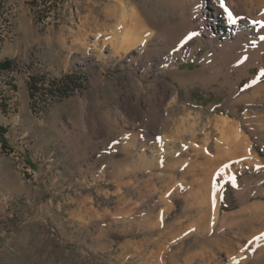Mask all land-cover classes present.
<instances>
[{"label": "rangeland", "instance_id": "obj_1", "mask_svg": "<svg viewBox=\"0 0 264 264\" xmlns=\"http://www.w3.org/2000/svg\"><path fill=\"white\" fill-rule=\"evenodd\" d=\"M176 2L181 0H123L127 29L147 37L151 52L139 56L141 45L122 56L106 43L121 15L117 0H50L48 10L44 0H0V35L7 28L14 33V39L5 34L0 47V63L14 61L13 70L0 72V126L6 129L0 137V264H240L247 260L246 251L252 259L258 252L264 256V216L237 215L243 208L264 205V121L259 118L264 98L235 103L253 90L248 86L252 76L239 81L220 75L207 85H185L169 74L159 75L171 42L159 35L158 27L168 35L180 23ZM109 7L115 12L109 14ZM211 54L206 37L197 36L182 46L175 70L193 75ZM37 76L43 79L40 93L67 78L75 80L74 92L66 99L48 92L44 108L33 105L30 82ZM258 78V85L264 84V76ZM151 111L159 116L155 124L147 117ZM169 116L171 127L160 137H169L170 152L182 150L175 158L185 164L162 160L164 166L177 164L173 170L179 173L142 168L141 159L152 162L158 146H135L130 137L138 140L146 127L157 132L163 125L159 120ZM221 116L239 124L250 138L260 168L213 161L225 146L223 139L238 134L235 127L218 132L214 122ZM189 123L199 136L183 141L178 133L186 135ZM128 146L134 160L124 163ZM199 150L212 160L199 159ZM210 182L221 185L220 221L227 219L228 226L219 224L209 239L226 229L236 236L233 232L240 234V228L250 225L258 234L235 241L239 248L234 250L230 240L222 243V251L203 248L204 240H196L211 226L202 206ZM166 205L171 210L160 225Z\"/></svg>", "mask_w": 264, "mask_h": 264}, {"label": "bare ground", "instance_id": "obj_2", "mask_svg": "<svg viewBox=\"0 0 264 264\" xmlns=\"http://www.w3.org/2000/svg\"><path fill=\"white\" fill-rule=\"evenodd\" d=\"M207 2L208 0H181V2H176L175 6L178 9L180 8L179 14L181 17V21L174 28L170 29L168 35H167L168 30L165 27L163 26L160 27L157 24L158 19L154 21V23L159 26V27L157 26L159 28V35L163 36V39L165 38L169 39L171 42L170 43L171 46L169 47L170 52L164 54V56L161 59V62H160L161 69H160L159 75L162 76V75L169 74L178 83L185 84V85L186 84L190 85L194 83H201V84L207 85L209 82H212V81L215 82L217 77L220 75L223 76L225 80L237 79L239 81H241L245 77L252 76L251 81L248 83L249 84L248 86L253 87V90L251 92L250 91L246 92L245 95L235 100V103H238V102L252 103L253 101L254 102L261 101L264 98V84L258 85V81H259L258 76H264V0H211L212 5L210 4V2H209L210 5H206ZM222 2L224 4V7L221 6ZM117 4L119 8H122L121 15H120V11L118 10L116 14L120 15V17H118V21L111 28V32H110L111 39L108 40L106 43H109L110 45L112 44L115 54H121L122 56L124 55L126 56L128 54L136 52V49L142 45L141 48L138 49V54L139 56H147L151 52L150 50H148V47H146L147 37L138 38V36L130 32L132 31L130 28H129L130 31L127 29L126 20L128 18L127 15H129L128 10H127L128 8H126L127 6L123 4V0H117ZM114 7H109V14L115 12ZM225 7L228 9L227 12L225 11ZM228 12H231L232 16L236 19L237 22L235 24H232L230 22L229 17H228ZM145 19H146V16H145ZM149 19L150 17H147L146 20H149ZM226 31H228V33ZM197 36L206 37L207 44L210 45L211 47L212 54L210 56L209 63L203 66L200 70L196 71L193 75L180 74L175 70V65H176L175 62L177 58L179 57L182 58V46L185 43H189L191 39ZM131 60H133V58H131ZM256 68L259 69L258 73L256 75H251L252 70H255ZM135 85L137 84H134V86ZM166 95L168 94L166 93ZM138 103H136V105ZM136 110H141V109H136ZM102 115H104V113ZM130 117H131V114H130ZM147 117H148V120L152 122V124H155L158 121L159 116H157L156 113L151 111L147 113ZM170 118H171L170 116L166 119L162 117L159 120L160 122L163 123V125H161L160 127L158 126V128L155 129V131L157 132L152 133L151 132L152 129L150 131H147L149 128L146 127V129L144 130L142 129L137 134L138 140L135 139V137L134 139L130 137L129 142H131L135 146H140L143 148L145 147V144L155 145V147L158 146L159 152H157V154L159 156L156 155V158L154 157L152 162H150L149 159L148 160L141 159L142 168H146L150 170L162 168L165 170V172L166 170L168 172V171H171L172 169L174 173L175 172L179 173L178 171L173 170L175 169L174 167L177 164H174L173 166H171L170 164H168V166L167 165L164 166L162 160L163 159L169 160L167 162H170V160H174L177 163H181L182 165L185 164L184 162L183 163L180 162L179 157L175 158V156L182 154V150L180 151L176 150L175 152H170V148H169L170 144L168 141L169 137L167 136H164L162 138L160 137L161 134L164 133V130H167L169 127H171L172 122ZM259 118H260V121H264V116L260 115ZM184 120H186V118L183 119V121ZM110 122L113 123V120L110 119ZM188 126H189V129L185 128L186 135H183L181 132H179L178 133L179 138H183L182 139L183 141L197 140L199 136L196 131L197 127L195 126L194 123ZM214 127L221 134H224L227 130H231L235 127L236 131H238V134H236L234 139L230 141L223 139V143L225 146L223 145L224 148L219 149L220 153L218 154L216 158L214 157L215 159L213 161L223 162L222 161L223 159L224 162H228V161L233 160L235 161V163L240 162L241 165L244 164L245 166H248L250 168H256V169L262 166L261 165L262 161L252 150V144H251V141L249 140L250 138L245 136L244 135L245 133L243 134V131H240L239 124H236L230 118L221 116V118H217L215 120ZM180 128L181 127H179V129ZM204 128H202L200 132L204 131ZM113 138H114V143H117L116 138L115 137ZM132 144H129V146L133 147ZM129 146L126 147L124 150L125 153L127 154V156L124 159V163H131L130 161L134 158V156L132 155V152H130L129 150L130 149ZM219 146L220 145H218V147ZM166 148L168 149L166 150ZM206 154L205 152L199 150L196 156L199 159L205 158L211 161L212 159H209L211 156H207ZM199 167H202V164ZM120 168L121 167H119V169ZM115 171H117L116 174L119 175L118 170L116 169ZM175 175L176 177L178 176V174H175ZM152 176H154V174H152ZM155 177L160 179V181L166 180L165 174H160V175L158 174ZM174 179L176 178L172 177V180ZM220 187L221 185L219 183L211 184L210 182L209 186L208 187L206 186L205 188L203 199H202V206H204L206 216L208 217V220L210 221L209 225L211 226L210 228H208L207 233L204 234V237H197L196 240H204L205 244L201 246L203 248H206L208 246H213L219 251H222L223 250L222 243L227 240H230L232 242L231 244L232 249L239 248L235 241L244 242V240L246 241L249 239L246 237L247 234H250L253 232L254 233L252 234V236L253 235L256 236L258 234H256V229L254 230V226L250 225L245 228H240V229L238 228L240 231V234L236 232H235L236 234H234L233 232V235H236V236H232L231 234H229L230 231L226 229V230H223L221 234H218L216 237L209 239V236H212L215 233L217 226L219 224L222 225L221 226L222 228L226 225L228 226V223H226L228 221L227 219H224L222 222L220 221V216L222 214V209H221V204H220V199H219ZM170 210H171L170 206L166 205V208H164L161 211L160 222H159L160 225H164L166 223L167 212L169 213ZM137 212L142 213L141 210H137ZM247 213L255 215V216L257 214L258 215L262 214V216H264V205L257 204L255 206L243 208V210L240 211L237 215L241 216ZM232 220L233 222H235V219H232ZM232 220H229L230 223L232 222ZM231 224L233 225L234 223H231ZM236 225L239 227L241 226L240 223H236ZM229 236L232 239L231 238L229 239ZM194 245L196 247L198 246L196 242ZM174 248H176V245L173 247V249ZM173 249L171 250V253H177V252H174L175 250L173 251ZM243 249L244 247L242 248V250ZM228 251L230 250L228 249ZM245 253H246L247 260H243L240 264H264V256L261 257V254L259 252L256 253V255L254 256V259H252V256L249 255V251H246ZM263 253H264V250H263Z\"/></svg>", "mask_w": 264, "mask_h": 264}, {"label": "trees", "instance_id": "obj_3", "mask_svg": "<svg viewBox=\"0 0 264 264\" xmlns=\"http://www.w3.org/2000/svg\"><path fill=\"white\" fill-rule=\"evenodd\" d=\"M47 1L50 0H44V4H46ZM47 4L45 5L46 10H48ZM13 68H14L13 60L7 59L0 63V72L11 71L13 70ZM42 81L43 79L38 76L33 77L32 81L30 82L31 89H35L37 91L40 90V87L38 85ZM74 86H76L75 80L71 78H67V80L65 81H58L57 83H53L51 89H43V96L47 95L48 92H50V94L53 96H59L60 99H66L71 95L72 92H74ZM5 133H6V129L0 126V137L2 139L4 138ZM226 192H224L223 196H225Z\"/></svg>", "mask_w": 264, "mask_h": 264}, {"label": "built area", "instance_id": "obj_4", "mask_svg": "<svg viewBox=\"0 0 264 264\" xmlns=\"http://www.w3.org/2000/svg\"><path fill=\"white\" fill-rule=\"evenodd\" d=\"M55 2H56V0H55ZM39 9L42 10V7H40ZM42 13H43V11H42ZM51 20H52V17H51ZM51 20H43L42 19V23H44L45 21L47 22V21H51ZM8 33L12 34V39H14L13 31L8 30V28H7L6 33H4L3 35H0V47L6 42L5 41V34H8ZM31 97L33 99V105H39L40 108H44L41 103H42V101H46V97H48L47 95L43 96V93H40V91L32 89ZM52 98H54V97H52Z\"/></svg>", "mask_w": 264, "mask_h": 264}, {"label": "snow or ice", "instance_id": "obj_5", "mask_svg": "<svg viewBox=\"0 0 264 264\" xmlns=\"http://www.w3.org/2000/svg\"><path fill=\"white\" fill-rule=\"evenodd\" d=\"M221 6L224 7V4L223 2L221 3ZM225 11L227 12L228 9L225 7ZM228 17H229V20L232 24H235L237 21L236 19L232 16V13L231 12H228Z\"/></svg>", "mask_w": 264, "mask_h": 264}]
</instances>
